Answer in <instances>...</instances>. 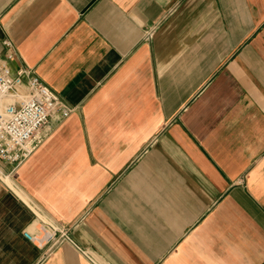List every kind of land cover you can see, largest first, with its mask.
<instances>
[{
    "label": "crops",
    "instance_id": "0c3cea01",
    "mask_svg": "<svg viewBox=\"0 0 264 264\" xmlns=\"http://www.w3.org/2000/svg\"><path fill=\"white\" fill-rule=\"evenodd\" d=\"M1 62L72 112L0 161V264H264V0H0Z\"/></svg>",
    "mask_w": 264,
    "mask_h": 264
},
{
    "label": "built area",
    "instance_id": "2783aa9c",
    "mask_svg": "<svg viewBox=\"0 0 264 264\" xmlns=\"http://www.w3.org/2000/svg\"><path fill=\"white\" fill-rule=\"evenodd\" d=\"M3 44L8 51L7 59H12V44L9 41ZM56 112L64 119L72 110L31 71L12 74L4 62L0 63L1 162L12 166V171L25 162L44 139L40 131ZM23 236L36 247L73 244L64 227L46 220H40L36 233L23 231Z\"/></svg>",
    "mask_w": 264,
    "mask_h": 264
}]
</instances>
